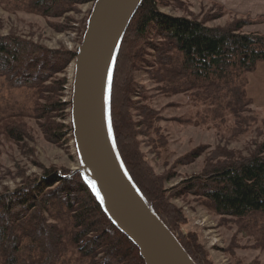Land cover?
I'll return each mask as SVG.
<instances>
[{
	"label": "rangeland",
	"instance_id": "obj_1",
	"mask_svg": "<svg viewBox=\"0 0 264 264\" xmlns=\"http://www.w3.org/2000/svg\"><path fill=\"white\" fill-rule=\"evenodd\" d=\"M29 3L0 0V36L18 37L50 51L79 50L94 4H72L44 16ZM158 10L213 29L248 19L237 18L213 0H159ZM248 20L251 24L243 33L263 31L264 20ZM130 55L128 115L142 161L162 179L166 200L183 217L178 233L203 252L204 264H264V216H220L207 199L187 190L191 181L204 177L210 168L248 159L264 144V63L233 86L242 90L240 103L229 91L210 89L182 74L179 55L159 34L152 33L139 57L134 52ZM74 78L75 62L43 88L12 89L0 79V195L40 182L48 171L61 175L82 170L92 177L69 131L71 108L63 112L54 108L59 100H73ZM59 81L67 82L63 89ZM109 132L113 142L110 126ZM46 218L64 233L73 231L70 216L63 210L55 209ZM27 244L28 239L23 245ZM65 246L60 264H89L78 248L69 242ZM28 256L22 251L20 258L25 261L20 264H31Z\"/></svg>",
	"mask_w": 264,
	"mask_h": 264
},
{
	"label": "trees",
	"instance_id": "obj_2",
	"mask_svg": "<svg viewBox=\"0 0 264 264\" xmlns=\"http://www.w3.org/2000/svg\"><path fill=\"white\" fill-rule=\"evenodd\" d=\"M96 2L30 0L29 6L44 16H53L72 4L95 5ZM158 2H142L116 53L107 91L109 126L121 164L139 194L195 264H204L203 252L178 233L183 217L166 200L162 179L153 175L139 154L134 125L128 115V96L131 95L128 76L133 67L130 52L139 57L152 33L159 34L179 55L182 74L210 89L227 90L241 103L242 90L233 86L264 63V35L243 33L251 24L248 19L213 29L195 19L173 18L159 12ZM78 52L50 51L18 37L0 36V79L12 89L43 88L56 73L76 62ZM66 84L59 81L61 89ZM54 108L61 112L71 108L72 112L73 104L59 100ZM69 131L75 143L73 123ZM93 183L82 170L61 175L48 171L40 182H32L12 194L0 195L3 264L25 261L20 258L22 251L29 254L31 264H60L66 242L78 248L89 264H146L138 247L109 217ZM56 185L57 188L52 189ZM187 190L207 199L220 216L236 219L264 216V144L248 159L210 168L204 177L191 181ZM55 209L69 214L72 232L64 233L57 225L48 223L46 215ZM26 239L29 244L25 246Z\"/></svg>",
	"mask_w": 264,
	"mask_h": 264
},
{
	"label": "water",
	"instance_id": "obj_3",
	"mask_svg": "<svg viewBox=\"0 0 264 264\" xmlns=\"http://www.w3.org/2000/svg\"><path fill=\"white\" fill-rule=\"evenodd\" d=\"M144 0H97L75 62L72 123L78 155L117 228L146 264H195L153 213L118 158L109 132L107 91L120 43Z\"/></svg>",
	"mask_w": 264,
	"mask_h": 264
},
{
	"label": "crops",
	"instance_id": "obj_4",
	"mask_svg": "<svg viewBox=\"0 0 264 264\" xmlns=\"http://www.w3.org/2000/svg\"><path fill=\"white\" fill-rule=\"evenodd\" d=\"M221 5L227 12L239 19L257 21L264 18V0H213ZM264 26V25H263ZM264 35L263 31H255Z\"/></svg>",
	"mask_w": 264,
	"mask_h": 264
},
{
	"label": "bare ground",
	"instance_id": "obj_5",
	"mask_svg": "<svg viewBox=\"0 0 264 264\" xmlns=\"http://www.w3.org/2000/svg\"><path fill=\"white\" fill-rule=\"evenodd\" d=\"M86 169L90 170V167L89 166H85Z\"/></svg>",
	"mask_w": 264,
	"mask_h": 264
},
{
	"label": "snow or ice",
	"instance_id": "obj_6",
	"mask_svg": "<svg viewBox=\"0 0 264 264\" xmlns=\"http://www.w3.org/2000/svg\"><path fill=\"white\" fill-rule=\"evenodd\" d=\"M93 188H95V184L93 183ZM97 195H99V193L97 192Z\"/></svg>",
	"mask_w": 264,
	"mask_h": 264
}]
</instances>
